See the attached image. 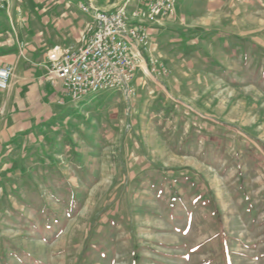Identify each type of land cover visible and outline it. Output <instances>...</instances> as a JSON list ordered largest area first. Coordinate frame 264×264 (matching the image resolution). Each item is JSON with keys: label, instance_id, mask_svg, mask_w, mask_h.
Instances as JSON below:
<instances>
[{"label": "rangeland", "instance_id": "374dc122", "mask_svg": "<svg viewBox=\"0 0 264 264\" xmlns=\"http://www.w3.org/2000/svg\"><path fill=\"white\" fill-rule=\"evenodd\" d=\"M39 1L0 14V58ZM154 31L134 97L0 93V264H264V0H178Z\"/></svg>", "mask_w": 264, "mask_h": 264}, {"label": "built area", "instance_id": "2783aa9c", "mask_svg": "<svg viewBox=\"0 0 264 264\" xmlns=\"http://www.w3.org/2000/svg\"><path fill=\"white\" fill-rule=\"evenodd\" d=\"M12 1L0 0V11H8ZM177 1L126 0L111 11L80 3V11L90 19L88 38L78 48L50 47L45 53L48 72L61 82L73 102L111 90L134 97L132 81L141 68V50L148 49L151 37L146 27L131 23L127 7L143 4L144 9L136 7L133 17L139 23H151L174 15ZM12 76L11 66L0 67V92L8 90Z\"/></svg>", "mask_w": 264, "mask_h": 264}, {"label": "crops", "instance_id": "0c3cea01", "mask_svg": "<svg viewBox=\"0 0 264 264\" xmlns=\"http://www.w3.org/2000/svg\"><path fill=\"white\" fill-rule=\"evenodd\" d=\"M22 2L23 0L21 1V3L12 1L15 6L13 8L16 9L15 12H12L13 15L18 16L17 11L19 8H22ZM82 2H89L95 8L102 11H111L123 6L126 0H118V2L114 3V6L111 7L104 0H101L100 3H98L97 0H78L76 1L74 8L77 14L80 16L79 22H75V19L65 17V10L68 8L73 9L70 5V2L65 3V1L58 2L56 0H40L35 4L37 8H34L33 5L30 6L27 12L25 28L26 30L36 29L33 31L38 32L37 34H34V36H31L32 38L31 40H29V42L31 41L33 43H27L29 44L27 47L28 50H26L23 57L19 55L17 50L13 49L12 52L3 54V56L0 58V67L11 66L13 68V76L11 78L10 86L7 90L10 94V96H8L7 103L9 102L12 105L14 103L24 105L26 98L25 96H29L31 94L30 91L32 90L36 91L33 92V94L41 92L43 96H45V98L50 94L53 97L57 93H59L61 95V100H65L72 104L85 102L95 96H89L86 99L73 102L70 96L62 87V84L59 80L55 79L56 82H51V84L49 85V83H46L48 80L45 78L47 73L45 53L50 47L59 45L61 47L78 48L83 46L84 42L88 38L87 29L90 24V19L79 9V4ZM136 7L144 9L143 4L136 5L135 3H131L127 7L131 23L146 27L151 37V43L148 49L141 50L143 58L141 68L136 71L134 79L132 81V86H135L137 88L140 83L139 79L141 75L144 73H148L149 71L147 68V63L150 59L148 56V52L152 47L153 32H155L154 30L157 29V25H161V22H163L165 18L158 19L156 22L151 23H148L146 21L139 23L133 17V12L135 11ZM35 9L40 10L41 12L37 13V10ZM3 13L7 14V11H0V14ZM1 18L2 16H0V19ZM27 62H29L30 64H28ZM21 68L23 71H25L22 73L23 76L21 78V81H19L18 83L16 71L21 70ZM13 78L16 79L14 82ZM56 83H59V85H55ZM106 92L117 93V91L113 90Z\"/></svg>", "mask_w": 264, "mask_h": 264}, {"label": "trees", "instance_id": "16d2710c", "mask_svg": "<svg viewBox=\"0 0 264 264\" xmlns=\"http://www.w3.org/2000/svg\"><path fill=\"white\" fill-rule=\"evenodd\" d=\"M177 7V6H176Z\"/></svg>", "mask_w": 264, "mask_h": 264}]
</instances>
